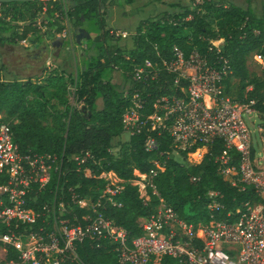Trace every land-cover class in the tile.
I'll list each match as a JSON object with an SVG mask.
<instances>
[{
  "label": "trees",
  "instance_id": "1",
  "mask_svg": "<svg viewBox=\"0 0 264 264\" xmlns=\"http://www.w3.org/2000/svg\"><path fill=\"white\" fill-rule=\"evenodd\" d=\"M135 1L124 0L127 4ZM190 1V5L181 6L179 11L165 10L157 17H148L140 22L132 35L130 48L122 47L120 37L113 38L110 29H103L101 36L94 37L102 39V44L95 55L88 57L75 82V94L84 109L83 106H69L65 97L67 80L63 73L48 74L44 85L37 84L38 76L24 79L13 76L9 79L6 66L0 60V111L9 119H17L12 125L14 142L23 152L63 155L67 172L59 188L64 192L72 188L96 199L104 186V180L98 178L100 173L113 171L125 180L123 190L116 195L120 205L104 202L102 212L124 228L129 239L141 233L142 219L150 216L161 202L172 206L183 220L196 226L209 220L208 190L220 194L218 200L221 207L214 211L218 218L228 212L237 215L243 208L242 204L254 196L252 186L241 190L217 174L213 156L221 151V141L207 146H193L181 152L179 158L168 154L172 148L166 134L157 135L156 131L146 128L129 136L126 141L113 143V139L123 133L122 115L128 100L119 85L112 83L111 77L104 78V70L121 68L124 70L123 78L129 80V67L140 65L145 58L156 59L154 46L167 57L174 45L187 53L194 43H199V36L225 39L222 54L228 57L230 63L225 78L226 90L230 93L238 85L235 98L239 101L255 99V109L264 115V73L261 78L251 77L247 67L250 54H259L264 58V0H202L198 4ZM117 3L118 0L0 3V48L5 43L26 40L30 35H33V47L44 45L46 32L36 28V23L50 27L53 34L61 33L64 26L59 21L65 18L77 28L82 25V18L86 21L98 17L95 22H101L103 26L106 9ZM5 32L9 33L8 36L2 35ZM165 80L172 82V76L163 74L157 81H152L151 87L136 84L145 100L144 113L151 111L155 97L166 89ZM158 85L164 86L163 90L156 88ZM249 85L252 88L246 90ZM47 87L53 88L51 95L64 106L63 111L52 108L49 98L43 94ZM31 93L34 95L30 96ZM98 98L102 99L100 108L96 103ZM62 116L68 119L65 126L60 123ZM148 135L154 136L158 142L157 148L152 151L144 148ZM115 145L118 147L116 153L113 152ZM86 151L90 155L85 162L78 164L73 160L74 155ZM198 152V160L188 161L189 156L196 157ZM155 160L164 161L165 168L153 177L157 194L148 190L149 200L145 201L140 197L138 185L132 183L136 178L134 170L147 173ZM84 168L90 170V175H84ZM75 248L87 264L117 262L116 253L105 239L96 240L89 235L76 242ZM160 264L184 263L164 256Z\"/></svg>",
  "mask_w": 264,
  "mask_h": 264
},
{
  "label": "built area",
  "instance_id": "2",
  "mask_svg": "<svg viewBox=\"0 0 264 264\" xmlns=\"http://www.w3.org/2000/svg\"><path fill=\"white\" fill-rule=\"evenodd\" d=\"M199 43L187 53L174 45L168 57L154 46L155 60L145 58L128 68L123 132L131 136L146 128L166 134L171 141L169 155L221 141V151L213 156L217 174L231 186L243 190L249 185L254 190L242 210L235 216L228 212L216 217L220 194L208 190L209 220L194 226L161 202L142 219L141 233L129 239L125 229L102 212L104 202L120 205L116 195L125 180L113 171L100 173L104 186L96 199L72 188L64 192L59 188L67 172L63 155L21 151L13 139L17 119L0 111V264H87L75 243L89 235L112 247L117 262L109 264H160L164 256L184 264H264V155H256L249 126L260 112L255 99L239 101L226 90L230 63L222 54L225 39L199 36ZM253 55L264 63L261 55ZM165 73L172 82L164 81L166 89L144 113L145 100L136 84L151 87ZM157 145V139L148 135L145 150ZM89 155L86 151L73 160L80 164ZM164 168V161L155 160L147 173L135 171L146 178L144 187L157 194L153 177ZM83 173L88 176L90 170L84 168Z\"/></svg>",
  "mask_w": 264,
  "mask_h": 264
},
{
  "label": "rangeland",
  "instance_id": "3",
  "mask_svg": "<svg viewBox=\"0 0 264 264\" xmlns=\"http://www.w3.org/2000/svg\"><path fill=\"white\" fill-rule=\"evenodd\" d=\"M202 0H194V3L198 4ZM191 4L190 0H136L131 4H127L124 0H118L117 4L109 6L106 9V15L104 16V25L101 26V22L96 23L98 17L92 19H87L86 21L82 18V25L80 27H74L72 23L67 19L60 20L59 23L64 26L61 33L53 34L50 27H45L36 23V28L45 31L46 34L51 32V43L56 41L59 43L60 39H64L63 43L59 46L50 45V47L38 53L39 47L32 46L33 35L27 37L26 40L17 41L15 44H7L1 46L0 48V60L5 64L7 69V77L9 79L13 76L18 79H24L28 77L38 76V83L44 85V79L48 74L57 72L63 73L67 80L66 94L65 97L70 107L81 108L83 103L77 100L75 94V82L77 74L85 63L87 62L90 55H95L97 49L102 44V39H94V37L101 36L103 29L111 30L110 34L113 38L117 36L120 37V45L124 48H130L132 35L135 34V30L140 22L144 21L146 18L157 17L165 10L179 11L181 6H186ZM17 6H21L18 4ZM26 8V6L24 7ZM26 15V13H24ZM214 26V24H212ZM80 29L82 31H80ZM86 31L90 34V37L81 38V41L76 40V36L79 34L84 35ZM142 31L144 29L142 28ZM81 32V33H80ZM66 33V34H64ZM8 32L3 33V36H8ZM45 34V35H46ZM54 37H57L54 38ZM203 37V36H201ZM111 38L108 37L110 42ZM128 58V55L125 56ZM247 67L250 76H257L261 78L264 73V63L257 61L253 54H250L247 60ZM123 71L114 68L111 71L109 68L104 70V78H112V83L119 85L121 91L124 92L125 87L130 83L129 80L123 78ZM70 79H69V78ZM238 86V85H237ZM237 86L234 87L230 95L232 98L236 97ZM53 88L47 87L43 94L46 98H49L50 105L53 109L58 111H63L64 106L59 103V101L51 95ZM31 93L30 96H33ZM98 108L102 106V99L98 98L96 100ZM67 116H62L60 118L61 125L65 126L67 123ZM254 124L250 126L252 143L254 145V150L256 155L261 157L264 155V115H256L252 117ZM51 123V118H49L48 124ZM260 128L262 131H260ZM129 134L123 132L120 137L114 138L113 143L118 144L119 142L126 141ZM118 147L113 148V152H117ZM176 158L178 155L172 154ZM196 157L189 156L188 161L198 160L199 152ZM264 163V159L262 160ZM135 179L132 180L134 184L139 187V194L145 201L149 200L148 189L144 187L146 178L139 175L134 170Z\"/></svg>",
  "mask_w": 264,
  "mask_h": 264
},
{
  "label": "water",
  "instance_id": "4",
  "mask_svg": "<svg viewBox=\"0 0 264 264\" xmlns=\"http://www.w3.org/2000/svg\"><path fill=\"white\" fill-rule=\"evenodd\" d=\"M29 1H34V0H0V3H12V2H29ZM80 31H82L81 29H80ZM81 33V32H80ZM90 37V34L86 31V33L84 32V35H82V34H79L78 36H76V40L79 42V41H81V38L83 39V38H85V37ZM49 46L47 45V44H45V46H44V48H48ZM85 107L83 106V109H84Z\"/></svg>",
  "mask_w": 264,
  "mask_h": 264
},
{
  "label": "crops",
  "instance_id": "5",
  "mask_svg": "<svg viewBox=\"0 0 264 264\" xmlns=\"http://www.w3.org/2000/svg\"><path fill=\"white\" fill-rule=\"evenodd\" d=\"M54 38L57 39V37H54ZM63 40H64V39H60V40H59V43H57L56 41H54V42L51 43V32H50V33H47V34L45 35V44H47L49 47H50V45H53V46L56 45V46H59V49H60V44L63 43ZM45 44H44V45H45ZM251 88H252V86L249 85V86L246 87V90H247V89H251Z\"/></svg>",
  "mask_w": 264,
  "mask_h": 264
},
{
  "label": "flooded vegetation",
  "instance_id": "6",
  "mask_svg": "<svg viewBox=\"0 0 264 264\" xmlns=\"http://www.w3.org/2000/svg\"><path fill=\"white\" fill-rule=\"evenodd\" d=\"M44 46H45V45H41V46L39 47V49H38V53H41V52H43V51H45V50H47V49L49 48V47H48V48L46 49V48H44Z\"/></svg>",
  "mask_w": 264,
  "mask_h": 264
}]
</instances>
